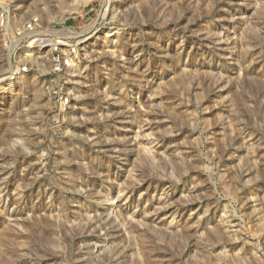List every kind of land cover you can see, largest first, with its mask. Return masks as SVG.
<instances>
[{"label":"rangeland","instance_id":"1","mask_svg":"<svg viewBox=\"0 0 264 264\" xmlns=\"http://www.w3.org/2000/svg\"><path fill=\"white\" fill-rule=\"evenodd\" d=\"M2 7L0 264H264V0Z\"/></svg>","mask_w":264,"mask_h":264},{"label":"built area","instance_id":"2","mask_svg":"<svg viewBox=\"0 0 264 264\" xmlns=\"http://www.w3.org/2000/svg\"><path fill=\"white\" fill-rule=\"evenodd\" d=\"M0 30L3 34V44L9 51L10 61L11 59L16 58L14 46L18 42H25L29 44L38 43L42 47L47 46L50 42V38L44 34L40 16L32 15L23 20L21 23L18 22V24H16L11 11L6 7H2L0 10ZM52 44L54 45L55 50L53 52L51 61L57 65L55 69L59 70L60 66L62 65V61L67 62V60H64V58L59 54L62 50V47L66 44H64V42L61 40L52 42ZM71 50L74 52L75 48L72 47ZM10 70V75L6 76L9 77L7 80L8 82L15 80L21 74L26 72L27 67L21 66L17 61H14V63H10ZM67 101L68 100L66 99L65 102Z\"/></svg>","mask_w":264,"mask_h":264},{"label":"bare ground","instance_id":"3","mask_svg":"<svg viewBox=\"0 0 264 264\" xmlns=\"http://www.w3.org/2000/svg\"><path fill=\"white\" fill-rule=\"evenodd\" d=\"M3 80H5V79H1V81H0V82H2Z\"/></svg>","mask_w":264,"mask_h":264}]
</instances>
